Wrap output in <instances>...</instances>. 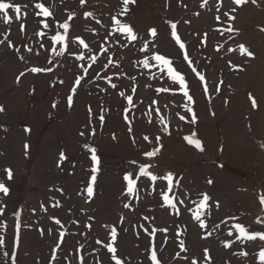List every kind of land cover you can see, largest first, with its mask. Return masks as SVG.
<instances>
[{"label": "rangeland", "instance_id": "rangeland-1", "mask_svg": "<svg viewBox=\"0 0 264 264\" xmlns=\"http://www.w3.org/2000/svg\"><path fill=\"white\" fill-rule=\"evenodd\" d=\"M3 2L14 8L0 13V264H153V250L157 264H261L264 240L235 225L264 234V0H134L126 14L122 0Z\"/></svg>", "mask_w": 264, "mask_h": 264}, {"label": "snow or ice", "instance_id": "snow-or-ice-1", "mask_svg": "<svg viewBox=\"0 0 264 264\" xmlns=\"http://www.w3.org/2000/svg\"><path fill=\"white\" fill-rule=\"evenodd\" d=\"M84 2H85V0H81V4H83ZM122 2H123V5H124L123 12L126 14L128 12V5L130 3H134V0H122ZM205 2L207 3V0H205ZM245 2H246V0H234V3L237 4V5L244 4ZM253 2H255V0H253ZM13 8H14L13 4L6 3V2H3V0H0V13H4L5 16H7L8 10L9 9H13ZM36 8L40 9V12L45 17H48V16L52 15L51 12L43 4H40V3L36 4ZM14 10L16 12H19L20 8L19 7H15ZM91 15H92V13H85V17L86 18L90 17ZM225 15H227V13H225ZM69 19H71V17H69ZM112 20L115 22V24H116V26H117V28L119 29L120 32L126 33L127 36L130 37L131 40H136L137 39L136 35L133 34L132 28L130 26H128L127 24H122L120 22V20L116 19V17H112ZM44 26L46 28L49 27V25L47 23H45ZM60 27L64 30V33L67 34L68 31H69V28H70V24L68 22H64V23L60 24ZM171 27L173 29L172 36H173V38H176V32H175L176 25L172 24ZM23 30H24V28H23V25H22L21 26V31H23ZM151 35L153 37H155L157 35V32H156L155 29L151 30ZM77 39H79V38H77ZM51 40H52L53 44L58 43V42L62 43V42L66 41V35L56 34V35L51 37ZM0 43H3V41H0ZM79 43L83 44L84 41L83 40H79ZM177 43H179L178 39H177ZM180 47L184 48V45L182 43H180ZM65 50H66L65 48H61L60 51L56 52V55H58V56L59 55H63ZM29 51H31V49H29ZM53 51H55V49H53ZM248 55L252 56L253 54L249 52ZM80 58L83 59V57H80ZM154 59L157 60V61H160L164 65H169V63H170V61L168 59H165L161 55H156L154 57ZM144 66L146 68L148 67V62L147 61L144 62ZM31 71L36 73V72L42 71V69H40V68H32ZM83 71L85 73H87L88 68L85 67L83 69ZM168 73L173 77L174 80H178L179 81V85H180L181 88H185V81H184V78L182 76H179L176 73H174L173 69L171 67L168 68ZM201 80H203V77H201ZM80 83H81L80 79H77L75 81V84L77 86H79ZM112 86L116 87L115 84H113ZM133 91H134V89H133ZM72 92H73V94H75L76 89L73 88ZM184 96H188V92L187 91L184 92ZM250 99H252V105L255 108L257 105H256V102H255L254 98H252L250 96ZM128 101H129V103H132L131 96L128 97ZM67 103H68L69 106L72 105V103H73L72 96H69L67 98ZM3 110L4 109L2 107H0V111H3ZM89 111H91V109H89ZM181 119H184V117L182 116ZM101 120H103V117H101ZM82 135H83V133H82ZM145 139H147V137H145ZM157 139H159V138H157ZM185 139L188 140L189 144H193L194 143L195 147L197 149L203 151V148L201 147V144H200V142L198 140L193 141L192 139H188V138H185ZM262 147H264V145H262ZM88 151L91 152V162H92V165H93L92 168H91V172H92L91 181L94 182L96 180V173L98 172V166H99L100 161H99L98 156L96 155V150L94 148H89ZM158 151H159V149H156L153 152L146 153V155L148 157H153L155 155V152H158ZM61 159L64 160V159H66V157L63 154H61ZM133 163H135V161H133ZM147 167H151V165H148ZM7 171H8V179L11 180L12 179V173H11L10 170H7ZM139 175L142 176V177L147 176V177L150 178L151 181H156L158 179V177L156 175L150 174L147 171L146 167L143 166V165L140 166V168H139ZM123 179L127 182V193L128 194H133L134 191H135V182L132 179V174L131 173L126 174ZM162 179L167 180L168 189H169V191H171L172 188H173V179H174L173 176L169 173L166 176L162 177ZM208 183H211V181H208ZM176 187H179V183L178 182L176 184ZM86 190H87V193H88L89 196H91L93 194V189H92L91 186H88ZM0 192H2L5 195H7L9 193V189L3 183H0ZM209 199H210V197L206 193L203 194V199L199 203V208L200 209L205 208L207 206V202L209 201ZM163 200H164L166 205H171L172 204V200L169 198L168 195H164L163 196ZM181 202H183V201H181ZM260 203L264 204V196H261ZM217 207H218V205H217ZM0 214H2V213H0ZM195 218L199 221L200 220V215H197ZM56 223L59 224L60 222L57 220ZM200 226L201 227H205V225L203 223H201ZM235 227H236L237 231L240 234V238H242V239L253 241V240L257 239V236H259L260 240H264V234L257 233V234H251L250 235L248 233V231L246 230V228L243 227L242 225L237 224V225H235ZM229 235H231V233H229ZM112 236H113V239L116 236V233H115L114 230L112 231ZM225 246L226 247H230V245H225ZM108 250L110 252H115V249L112 248V247H109ZM185 250L186 249L184 248L183 243H181V251H185ZM207 252H208V250L205 249V258H207ZM238 255L246 256L247 253L241 252V253H238ZM151 260L153 261V264H157V257H156L155 250H153V253L151 255ZM260 260H261V264H264V251H262L260 253ZM81 264H83V260H81ZM116 264H121V261L120 260H116ZM191 264H197V262L195 260H192Z\"/></svg>", "mask_w": 264, "mask_h": 264}]
</instances>
